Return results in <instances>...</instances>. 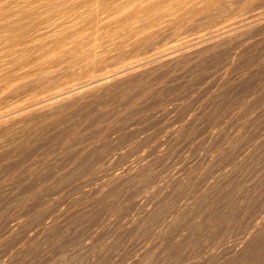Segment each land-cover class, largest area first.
Masks as SVG:
<instances>
[{
    "label": "rangeland",
    "instance_id": "rangeland-1",
    "mask_svg": "<svg viewBox=\"0 0 264 264\" xmlns=\"http://www.w3.org/2000/svg\"><path fill=\"white\" fill-rule=\"evenodd\" d=\"M110 1L91 46L0 47V115L141 66L0 125V264H264V0ZM145 3L171 9L127 18ZM36 64L54 80L23 87Z\"/></svg>",
    "mask_w": 264,
    "mask_h": 264
},
{
    "label": "bare ground",
    "instance_id": "bare-ground-1",
    "mask_svg": "<svg viewBox=\"0 0 264 264\" xmlns=\"http://www.w3.org/2000/svg\"><path fill=\"white\" fill-rule=\"evenodd\" d=\"M107 1V0H106ZM110 1V0H109ZM123 1V0H122ZM127 1V0H126ZM125 1V2H126ZM130 1V0H128ZM138 1V0H136ZM140 1V0H139ZM147 1V0H146ZM168 0H156L157 3H163V2H166ZM213 1H219V0H189V1H186V0H174L173 3H175V5L179 8L180 12L182 14H186V16L188 14H194L196 13L197 11H203L205 10L206 8H209L211 6V3ZM221 1V0H220ZM111 2V1H110ZM109 2V3H110ZM119 2V1H118ZM133 2V1H132ZM130 2V3H132ZM143 2V1H141ZM145 2V0H144ZM148 2V1H147ZM172 2V1H170ZM195 2H197L198 4H201L200 8L197 10L195 9ZM222 2V1H221ZM98 3H102V2H98ZM97 0H0V47H8V49L11 47H14L16 49V47L18 48V46H22L23 48H25V56L23 57L26 61L28 60V62L30 61L31 63V60H35V59H42V61L44 60L43 58H41L44 54L40 53L39 51V54H34L33 52L34 51H37V50H41L42 51V48H46V47H52V48H80V47H87V45H92L94 39L96 38V31H97V23L99 21L98 19V8L96 7L97 6ZM106 3V2H105ZM108 3V2H107ZM106 3V4H107ZM108 3V4H109ZM121 3V1H120ZM119 3V4H120ZM167 3V2H166ZM171 3V4H173ZM217 3V2H216ZM234 3V2H233ZM129 4V3H128ZM135 4V2L133 3ZM218 4V3H217ZM227 4V3H226ZM232 4V2H231ZM230 4V5H231ZM117 5V4H116ZM115 5V6H116ZM122 5V4H121ZM126 5V4H124ZM137 5V4H136ZM168 5V4H167ZM222 5H224V3H222ZM229 6V3L227 4ZM115 6L111 5V6H104V10H109L110 12H115ZM119 6V5H118ZM123 6V5H122ZM132 6V5H131ZM130 6V7H131ZM135 6V5H133ZM164 6V5H163ZM197 6V5H196ZM220 6L221 8V5H218ZM232 6V5H231ZM99 7H101V5L99 4ZM129 7V6H128ZM160 7H161V4H160ZM157 8L154 6L153 3H145L144 4H141V5H138L136 7H134L133 11L128 14L129 16H127V18H132V17H135L140 11H144V12H147L148 14H153L154 16H156L155 18V22H160L162 20H160L161 18L164 20L167 16V14L165 13V11L167 9H169L168 7H170L168 5V7L164 9H161V8ZM174 7V6H173ZM176 7V8H177ZM216 7V6H214ZM233 7H234V4H233ZM102 8V7H101ZM132 8V7H131ZM224 8H230V7H223ZM120 9V7H119ZM122 9V7H121ZM128 10V8H126ZM124 9V10H126ZM171 9V8H170ZM169 9V10H170ZM173 9V8H172ZM231 9V8H230ZM229 9V10H230ZM123 10V11H124ZM126 10V12H127ZM130 10V9H129ZM128 10V12H129ZM228 10V9H227ZM100 11V9H99ZM106 12V13H109ZM121 13H123L122 10H120ZM172 11V10H171ZM212 11V10H210ZM141 12V13H142ZM173 12V11H172ZM179 12V11H178ZM215 12V10H214ZM223 12V11H222ZM118 13V12H117ZM116 13V14H117ZM125 13V12H124ZM174 13V12H173ZM176 13V12H175ZM174 13V14H175ZM205 13V12H203ZM207 13H209V11H207ZM219 13L221 12H218L216 14V16L214 15V17L216 18ZM227 13V12H226ZM103 14V13H102ZM114 14V13H112ZM115 14V15H116ZM140 14V13H139ZM138 14V15H139ZM171 14V13H170ZM201 14V13H200ZM206 14V13H205ZM203 14V15H205ZM224 13H221V15H223ZM100 15V14H99ZM105 15V14H104ZM141 15V14H140ZM147 15V14H146ZM145 15V16H146ZM152 15V16H153ZM166 15V16H165ZM220 15V16H221ZM101 16V15H100ZM118 16V15H116ZM170 15H168L169 17ZM173 16V14H172ZM211 17L213 16V14L210 15ZM209 16V17H210ZM109 17V16H108ZM108 17L106 18L108 20ZM137 17V16H136ZM164 17V18H163ZM167 17V18H168ZM202 17V16H201ZM207 18H209L208 16H206ZM126 15H124L123 17H121L119 19V22H120V32H118L120 34L119 37H117V39L119 40V43L120 44H127V42H136V41H140L142 39H137L135 38L134 40H132L134 37L132 36H129L126 38V29L123 27V25L125 26V23H126ZM139 19V17H137ZM142 18V17H140ZM154 18V17H153ZM103 19V17H102ZM135 20H137L136 18H134ZM149 19V18H148ZM178 19V18H177ZM105 21V19H103ZM103 20H100L103 21ZM110 20V19H109ZM134 20V21H135ZM142 20V19H141ZM144 20V18H143ZM152 20V19H150ZM160 20V21H159ZM247 20V19H246ZM133 21V18L132 20ZM138 21L137 20V24H138ZM147 22V19L145 20ZM205 21V20H204ZM213 21V20H212ZM241 21V20H239ZM249 21V19H248ZM99 22V23H100ZM153 22V21H152ZM170 24H171V20L169 21ZM168 22V23H169ZM174 22V21H173ZM250 22V21H249ZM257 22V21H256ZM98 23V24H99ZM106 23V22H105ZM118 23V22H117ZM115 23V24H117ZM128 23V21H127ZM129 23L131 24L130 20H129ZM135 23V22H132V24ZM140 23V21H139ZM144 23V21L142 22ZM157 23V24H158ZM167 23V24H168ZM175 23V22H174ZM194 23V22H193ZM245 23V22H244ZM102 24V22H101ZM123 24V25H122ZM135 24V26L137 25ZM152 24H155L156 26V23H152ZM161 24V23H160ZM165 24V23H164ZM169 24V25H170ZM197 24V23H196ZM259 24V23H258ZM110 25V24H108ZM128 26V24H126ZM134 25V24H133ZM141 25V24H140ZM236 25V23H235ZM252 25V23H251ZM107 27V25H105ZM119 26V25H118ZM142 26V25H141ZM149 26V25H148ZM154 29V26L151 25ZM130 27V26H129ZM128 27V28H129ZM131 27H133L131 25ZM151 27V29H152ZM228 26H226L227 28ZM234 27V26H233ZM251 27V26H250ZM104 28V27H103ZM148 28V27H147ZM145 28V31L146 29ZM150 28V27H149ZM148 28V29H149ZM157 28H158V25H157ZM108 29V28H107ZM105 29V30H107ZM125 29V33H122L121 31ZM139 29V28H138ZM147 29V30H148ZM156 29V28H155ZM222 29V28H221ZM231 29V27H230ZM233 29V28H232ZM238 29V27H237ZM111 30V29H110ZM115 30H118V29H115ZM112 31V30H111ZM136 30H128V33L129 32H135ZM229 31V30H228ZM237 31V30H236ZM236 31H235V34H236ZM101 32V30L99 31ZM107 32H109L107 30ZM116 32V31H115ZM142 32V30H141ZM140 32V34H141ZM148 32V31H147ZM213 32V31H212ZM224 32V31H223ZM221 32V35H223ZM226 32V31H225ZM231 32V30L229 31ZM105 32H103L104 34ZM112 33V32H110ZM117 33V32H116ZM127 33V34H128ZM149 33V32H148ZM218 33V32H217ZM108 33H106L107 35ZM113 34H114V31H113ZM118 34V35H119ZM139 34V33H138ZM216 34V33H215ZM225 34V33H224ZM228 34V33H227ZM233 34V36L235 35ZM98 35V33H97ZM109 35V34H108ZM116 35V34H115ZM131 35V34H130ZM217 35V34H216ZM215 35V36H216ZM219 35V37L221 36ZM232 35V34H231ZM117 36V35H116ZM139 36V35H138ZM210 36V35H208ZM207 36V37H208ZM227 36V35H226ZM244 36V35H243ZM114 37V36H113ZM231 37V36H230ZM101 39L100 40H103L102 37H100ZM216 38V37H215ZM218 38V37H217ZM216 38V39H217ZM106 39V38H105ZM105 39H104V43H105ZM111 39H113L111 37ZM110 39V40H111ZM228 39V38H227ZM96 40V39H95ZM109 40V41H110ZM117 40V41H118ZM145 41H147L148 39L144 38ZM223 40V39H222ZM112 41V40H111ZM116 41V38L115 40ZM210 41V40H209ZM214 41V40H213ZM205 42V41H203ZM208 42V41H207ZM99 43V42H97ZM108 43V41H107ZM113 43V42H112ZM139 43V42H138ZM137 43V44H138ZM103 44V43H102ZM108 44H111L110 42ZM114 44V43H113ZM112 44V45H113ZM120 44H119V47H120ZM206 44V43H205ZM90 45V46H91ZM97 45V44H95ZM130 45V44H129ZM122 46V45H121ZM184 46V45H183ZM194 46V45H193ZM196 46V45H195ZM200 46V45H199ZM95 47V46H94ZM109 47V46H108ZM178 47V46H177ZM10 48V49H11ZM89 48V47H88ZM102 48V47H101ZM127 48H128V44H127ZM184 48V47H183ZM186 48V47H185ZM90 49H92L90 47ZM178 49V48H177ZM14 50V49H13ZM19 50V49H18ZM54 50V49H53ZM60 50V49H59ZM82 50V49H81ZM126 50V49H125ZM170 50V49H169ZM176 50V49H175ZM182 50V49H180ZM184 50V49H183ZM187 50V49H186ZM202 50V49H201ZM200 50V51H201ZM48 51V50H47ZM58 51V50H57ZM75 51V50H73ZM84 51V50H83ZM124 51V50H123ZM174 51V50H173ZM6 52V51H5ZM13 53V51H11ZM54 52V51H53ZM72 52V51H71ZM70 52V53H71ZM97 52V51H96ZM164 52V51H163ZM178 52V51H177ZM16 53V52H14ZM13 53V54H14ZM37 53V52H36ZM56 53V52H54ZM75 53V52H74ZM92 53V52H91ZM125 53V52H124ZM161 53V52H160ZM172 54V52H170ZM168 53V55L170 54ZM181 53V52H180ZM22 54V53H21ZM52 54V53H51ZM50 54V55H51ZM83 54V53H80V55ZM90 54V53H88ZM118 54V53H117ZM163 54V53H162ZM167 54V53H166ZM177 54V53H176ZM46 55V53H45ZM49 55V56H50ZM68 55V53H67ZM71 55V54H70ZM87 55V54H86ZM123 55V54H122ZM173 55V54H172ZM13 56V55H12ZM19 56V54H18ZM47 56V57H49ZM79 56V55H78ZM77 56V58H78ZM94 56V55H93ZM92 56V57H93ZM117 56V55H116ZM150 56H153V55H150ZM158 56V55H156ZM155 56V57H156ZM160 56V55H159ZM166 56V55H165ZM170 56V55H169ZM203 56V55H202ZM22 57V56H21ZM84 57V56H83ZM114 57V56H113ZM112 57V58H113ZM120 57V56H119ZM124 57V55H123ZM173 57V56H172ZM198 57V56H197ZM7 58V57H6ZM21 58V59H23ZM45 60H46V57H44ZM52 58H54L52 56ZM61 58V57H60ZM71 58V57H70ZM122 58V57H121ZM152 58V57H151ZM166 58V57H165ZM1 59V57H0ZM20 59V58H18ZM74 59V58H73ZM89 59V58H88ZM88 59H86L88 61ZM198 59V58H197ZM44 60V61H45ZM69 60V59H68ZM66 59V61H68ZM79 59H77L78 61ZM82 60V59H81ZM80 60V61H81ZM112 60V59H111ZM124 60V59H123ZM130 60V59H129ZM128 60V61H129ZM132 60V59H131ZM161 60V59H159ZM14 61V60H13ZM40 61V62H42ZM157 61V60H156ZM18 62V60L16 61ZM15 62V63H16ZM49 62V61H48ZM52 62V61H51ZM65 62V61H64ZM76 62V61H74ZM82 62V61H81ZM81 62L79 64H81ZM84 62V61H83ZM131 62V61H130ZM134 62V61H133ZM67 63V62H66ZM69 63V62H68ZM85 63V62H84ZM88 63V62H87ZM119 63V62H118ZM153 63V62H152ZM8 64V63H7ZM42 64V63H41ZM73 63H71V66H72ZM121 64V63H120ZM140 63H134L130 66H127V65H124L122 66L121 68H117V70L113 71L111 74L109 75H105L103 77H101L100 79H98L97 81H89L87 83H84V84H81L77 87H72V86H67L65 87L64 89L62 90H56L54 91L55 93H50L49 95H47L46 98H43L41 100H39L38 102H35V103H32L30 105H26L25 107H19V108H16L15 110L13 111H10V112H7V113H4V114H1L0 115V125H2V123H6L7 121L9 120H13L15 118V116H23L25 114L26 111H28V108L30 107H35L36 105H39V109L40 108H44V107H52L58 103L62 104V101H64L65 99H68L70 97H73V95H77V94H80L82 92H87L88 90L92 89L93 87L96 88V86H100V85H104V84H108L116 79H119L123 76H125L127 73L130 72V69H132L133 67L135 68L137 65H139ZM144 64V63H143ZM15 65V64H14ZM40 65V64H39ZM39 65H35L33 68H31L30 71H27L25 74L28 75V82L24 85L23 87H34V86H37L39 85L41 88L44 89V85H45V81L46 82H49V80H54L52 78H50L51 76L49 75V71L52 70V69H49L47 66L45 67L44 66H39ZM60 65L62 66V64L60 63ZM82 65H84L82 63ZM81 65V66H82ZM8 66V65H7ZM22 66V65H21ZM59 65H57V67H61ZM69 66V65H68ZM80 66V67H81ZM145 66V65H144ZM148 66V65H147ZM2 67V66H1ZM0 67V68H1ZM32 67V66H31ZM70 67V66H69ZM68 67V68H69ZM73 67H76L75 65ZM78 67V66H77ZM95 67V66H94ZM141 67V66H140ZM138 66L137 69L140 68ZM26 68V67H24ZM48 68V70H47ZM67 68V67H66ZM64 69L65 71H67V69ZM55 69V68H54ZM53 69V70H54ZM58 69V68H57ZM63 69V68H62ZM74 69V68H72ZM76 69V68H75ZM116 69V68H115ZM22 70V69H20ZM71 70V69H70ZM133 70V69H132ZM10 71V70H9ZM33 71H36L37 73H33ZM2 72V71H0ZM15 72V71H14ZM17 72V71H16ZM15 72V73H16ZM133 72V71H131ZM13 73V72H12ZM20 73V72H19ZM55 73V72H54ZM63 73V72H62ZM58 74V73H57ZM54 75L55 77L58 75ZM61 74V73H60ZM77 74V73H76ZM71 75V74H70ZM98 75V74H97ZM103 75V74H102ZM68 76V75H67ZM53 77V78H55ZM22 78V77H21ZM99 78V77H98ZM25 79V78H24ZM0 80H10V75L9 74H4L3 77H0ZM17 80V79H16ZM89 80V79H88ZM86 81V80H85ZM17 82V81H16ZM52 82V81H50ZM80 82V81H79ZM55 83V82H54ZM57 83V82H56ZM60 83V82H59ZM78 83V82H77ZM118 83V82H117ZM11 84V83H10ZM44 84V85H43ZM80 84V83H79ZM114 84V83H113ZM116 84V83H115ZM120 84V83H119ZM20 85V84H18ZM17 85V86H18ZM58 85V84H57ZM71 85H75V84H71ZM55 86V85H54ZM12 87V86H11ZM19 87V86H18ZM39 87V89H40ZM53 87V86H52ZM51 87V88H52ZM115 87V86H114ZM19 88H22V87H19ZM98 88V87H97ZM31 89V88H30ZM38 89V88H37ZM46 89V88H45ZM49 89V88H48ZM19 90V89H18ZM51 90V89H50ZM96 90V89H95ZM14 91V90H12ZM17 91V89H16ZM3 92V90H2ZM15 92V91H14ZM28 92V91H27ZM13 93V92H12ZM30 93V91H29ZM1 94V93H0ZM42 94V93H41ZM44 94V92H43ZM84 94V93H82ZM15 95V94H14ZM23 96V95H22ZM17 98V97H16ZM15 98V99H16ZM21 98V97H20ZM26 98H27V95H26ZM28 99V98H27ZM30 99V98H29ZM24 100V98H23ZM26 100V99H25ZM7 101V100H6ZM10 101V100H9ZM18 102V101H16ZM22 102V101H21ZM29 102V101H28ZM5 103V102H4ZM17 105V104H16ZM67 105V104H66ZM6 107V106H5ZM8 107V106H7ZM55 107V106H54ZM63 107V106H62ZM36 108V107H35ZM58 108V106H57ZM27 109V110H26ZM34 109V108H33ZM37 109V108H36ZM31 111V110H30ZM63 111V110H62ZM14 114H16L14 116ZM58 114V113H57ZM29 118V117H28ZM38 118V117H37ZM58 119V118H57ZM33 120V119H32ZM60 120V119H59ZM117 120V119H116ZM22 128V127H21ZM8 131V130H7ZM5 131V132H7ZM10 133V132H9ZM12 133V132H11ZM74 133V132H73ZM4 134V133H3ZM7 134V133H6ZM4 134V135H6ZM4 137V136H3ZM2 137V138H3ZM15 138V137H14ZM1 139V137H0ZM19 140V139H18ZM3 141V140H2ZM17 157V156H16ZM1 167V166H0Z\"/></svg>",
    "mask_w": 264,
    "mask_h": 264
}]
</instances>
